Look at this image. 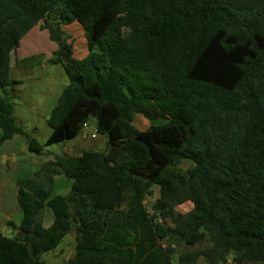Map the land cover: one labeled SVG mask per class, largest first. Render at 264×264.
Segmentation results:
<instances>
[{"label": "trees", "instance_id": "obj_1", "mask_svg": "<svg viewBox=\"0 0 264 264\" xmlns=\"http://www.w3.org/2000/svg\"><path fill=\"white\" fill-rule=\"evenodd\" d=\"M75 22L83 58L61 34ZM40 23L69 79L46 144L74 140L90 122L106 148L56 158L73 181L68 195L19 187L22 219L9 221L12 235L0 231V264H45L41 253L73 225L70 264H175L171 240L210 243L179 253V264H264V0H0V142L24 135L33 153L44 146L18 125L9 94L22 82L12 52ZM145 104L164 120L142 130ZM155 184L160 216L145 203ZM185 201L192 209L176 211Z\"/></svg>", "mask_w": 264, "mask_h": 264}, {"label": "rangeland", "instance_id": "obj_2", "mask_svg": "<svg viewBox=\"0 0 264 264\" xmlns=\"http://www.w3.org/2000/svg\"><path fill=\"white\" fill-rule=\"evenodd\" d=\"M43 28V27H42ZM69 43L72 44L74 55L79 58L85 57L88 53L85 29L78 22L62 25L61 33ZM54 44L46 40L43 45L44 52L36 53L30 62H19L21 57L16 50L12 52V77L21 80L20 84L14 86L9 96L15 102L14 114L18 125L22 126L29 133L30 137L36 138L44 146L41 153H33L28 148L27 137L16 135L12 139L0 142V231L12 235L17 231L9 226V221L19 225L22 219V212L18 204L19 187H25L46 200L44 193L55 195H68L72 180L60 172L55 165L56 158L61 155L80 156L85 150L105 149L106 139L99 135L97 138L79 136L74 140L64 143L48 145L47 140L52 132L49 124V117L57 105L69 79L64 67L61 64L51 61ZM55 53V52H54ZM38 55V56H37ZM164 116L151 104H145L136 114L135 125L142 130L149 128L154 122H161ZM2 130L0 129V137ZM192 163L184 162V169L190 168ZM160 198V187L155 184L152 187V194L146 198V206L151 212L160 216L163 204L157 203ZM157 207V210H154ZM193 207L191 201H185L176 206V211L187 213ZM45 226L54 222V213L49 206H46L42 215ZM172 225V221L169 220ZM76 229L64 237L62 242L55 249L43 252L40 259L45 264H70L69 259L75 254ZM174 245L175 254L173 261L178 263L179 253L186 250L202 248L210 245L209 242L191 247L185 241L171 240ZM163 246L167 243L161 241ZM231 258L222 263L230 264ZM197 264H208L203 256Z\"/></svg>", "mask_w": 264, "mask_h": 264}, {"label": "crops", "instance_id": "obj_3", "mask_svg": "<svg viewBox=\"0 0 264 264\" xmlns=\"http://www.w3.org/2000/svg\"><path fill=\"white\" fill-rule=\"evenodd\" d=\"M42 27H43L42 23L38 24L21 41L20 46L17 48V51L21 57L20 60H23L27 57L35 55L36 53H39V52L43 53L44 52L43 45L45 44L46 40H50L53 42L54 44L53 54L58 49V44L51 39L50 31L47 28L45 27L42 28ZM82 137L84 138L88 137V135L86 134V131L84 132Z\"/></svg>", "mask_w": 264, "mask_h": 264}, {"label": "built area", "instance_id": "obj_4", "mask_svg": "<svg viewBox=\"0 0 264 264\" xmlns=\"http://www.w3.org/2000/svg\"><path fill=\"white\" fill-rule=\"evenodd\" d=\"M84 130L86 131V134L90 136L91 138H97L99 136L98 130L95 124L92 123H84Z\"/></svg>", "mask_w": 264, "mask_h": 264}]
</instances>
